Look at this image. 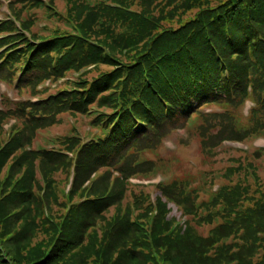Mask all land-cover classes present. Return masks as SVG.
I'll return each mask as SVG.
<instances>
[{
    "label": "trees",
    "instance_id": "16d2710c",
    "mask_svg": "<svg viewBox=\"0 0 264 264\" xmlns=\"http://www.w3.org/2000/svg\"><path fill=\"white\" fill-rule=\"evenodd\" d=\"M99 1L92 11V6L83 9L76 1L68 2V30L79 33L84 24L85 36L96 42L70 34L79 41L70 45L50 36L32 43L25 36L15 37L17 28L8 25L11 21L0 20V48L12 47L5 54L0 51V68L10 72L14 54L20 61L21 57L29 59L21 70L18 63L14 66L20 73L16 86L37 85L47 75L59 80L69 70V58L87 65L105 62L115 66L90 81L78 82L79 86L59 90V96L21 103L22 116L41 129L65 112L93 116L89 125L97 131L94 138L80 143L82 137H69L62 141L63 149H43L37 154L40 163L57 169L67 167L64 152L75 148L73 188L101 168L130 177L122 162L134 144L157 145L170 128L189 124L192 116H208L202 111L204 106H233L254 95L252 100L264 108V0H108L112 8ZM85 42L96 44L85 46ZM102 43L116 47L120 54H131V60L126 65L116 63L107 48L98 50ZM57 48L59 56L54 53ZM42 58L47 62L44 71L28 73L29 66ZM218 127L215 136L225 132L221 140L228 142H240L251 133L230 124ZM19 146V140L6 144L0 151V163ZM15 160L13 171L26 168L15 181L17 185L0 200V264H225V258L233 264H264V192H250L241 184L222 186L209 202L198 204L188 184L172 181L158 185L165 201L157 199L151 205L156 213L149 218L147 229L129 221L126 213L123 218L110 219L104 230L102 214L119 197L114 190L104 193L107 187L101 183L106 175L95 182L96 189L90 191L94 196L70 201L56 219L48 215L53 203L51 187L45 188L41 199L31 193L36 159L24 151ZM5 202L17 206L9 212ZM167 202L193 215L183 232L164 218ZM29 210L31 219L23 220L24 214L30 216ZM18 214L24 224L14 231L13 236L21 237L9 253L5 243L13 237V226L8 221L14 225ZM36 214L41 223L34 222ZM203 221L216 222L205 237L195 228ZM37 231L45 240L26 244L27 236Z\"/></svg>",
    "mask_w": 264,
    "mask_h": 264
},
{
    "label": "rangeland",
    "instance_id": "374dc122",
    "mask_svg": "<svg viewBox=\"0 0 264 264\" xmlns=\"http://www.w3.org/2000/svg\"><path fill=\"white\" fill-rule=\"evenodd\" d=\"M69 1L0 0V20L11 21L12 23L10 22L8 25H13L17 28L15 37L18 35L19 37L25 36L23 37L24 40L32 43L44 41L51 36L58 37L56 39L60 41L64 39L66 44L72 43L70 45H73L79 41V38L70 34L86 38L85 40L90 42H96L94 38L85 36L83 33L84 24L81 25L79 33L68 30L71 29L67 20V18L69 19ZM74 1H76L77 7L83 9L85 5L92 6L91 11L97 5L96 3L98 5L101 4L99 0H71L72 3ZM102 1L108 4L110 8L113 7L108 0ZM116 5L120 4L116 3ZM192 14L193 12L187 16ZM9 29H12V27ZM89 44L96 43H84L85 46ZM102 46L98 50L104 51L103 48H107L108 50L106 49V51L115 62L117 61L116 63L126 65L131 60V54H120L116 47H108L104 43H102ZM10 48H12L10 45H6L0 48V51L5 54L3 52ZM58 48L54 51V53H57L56 56L60 55V49ZM77 51H79L78 48ZM61 52H64V50H61ZM1 59L3 60V58ZM28 60L21 57L20 61V58L18 59L14 54L10 62V72L0 68V151L6 144H11L17 140L20 141L19 148L14 151L12 156L0 163V200L17 185L15 181L22 176V172L26 168V166H23L21 172H15L13 171L14 168L11 167L16 162L15 158L24 151L30 153L31 158L36 159L33 161L35 168L33 169V177L29 185L31 193L34 198L41 199L46 194H44L45 188L48 185L51 187L53 203L50 205L48 215H53L56 219L65 213V207L68 206L70 201L90 199L94 196L95 194L90 191L93 187L96 189L95 182L106 175V181L101 183L107 187L104 193L114 190L119 197L102 214L103 226L101 229L104 230L109 228L107 223L110 219L123 218L126 213L129 221H137L143 228L147 229L149 218L156 213L154 204L157 199L162 202L165 201L158 185L163 184L166 186L172 181H181L188 184L189 189L195 191L197 195L196 203L198 204L209 202L214 193L222 186L241 184L248 186L250 192L254 190H258L260 193L264 192V126H261L264 125V108L259 106L260 102L252 100L254 95H252V99L250 97L245 100L242 98L241 104L233 106H204L202 111L208 116L203 118L192 116L191 120L189 119V124H185L175 130L170 128L168 130L169 133L167 132V134L163 135L157 145H152L150 148L145 144H134L132 149L128 151L126 159L122 162V167H127L130 177H122L114 169L109 171L101 168L92 174L88 181L81 183L78 187L76 186L77 188H73L75 146H73L72 152H64L68 155L66 158L68 161L65 165L67 167L54 169L49 165L46 166L43 162L40 163L37 154L43 149H63L62 141L69 137H82L83 139L81 138L80 143L94 138L97 131H94L89 125L93 116L75 115L65 112L54 116L53 124L41 129L33 126L29 122V118L22 116L24 114L20 111L22 109L21 103H37L39 100L50 96H59V90H69L70 87L79 86L78 82L90 81L97 77L98 74L111 71V67L115 66L110 65V67L105 62L87 65L83 62L84 60L78 62L77 58H69V70L59 80H52L53 78L47 75L37 85H34L33 82L32 85H26V87L16 86L20 73L14 66L18 63L17 65L21 70L22 65L25 67ZM46 63L43 58L36 61L34 65L29 66L31 71L28 73H33L36 69L44 71ZM14 71L16 72L15 77L12 74ZM29 77L30 74H28L26 79ZM217 113L220 114L216 116ZM219 122L233 125L242 130H249L251 133L240 140V142L223 141L221 138L226 135L225 132L220 136H215V132L219 129L218 126L222 125H217ZM198 126L200 127L197 128ZM27 139L28 143H25ZM12 171L13 175L11 176ZM5 204L6 211L9 212L13 211L17 206L14 204L9 206L7 202ZM152 204L154 206H151ZM20 208L19 204L18 209ZM6 211L2 214H5ZM207 212L206 210L203 213L206 214ZM164 214V218L168 222L176 223L182 229L181 232L185 228V222L188 223L193 220L192 214L183 213L179 207L170 202L165 205ZM211 214L215 216V210L211 211ZM9 215L13 214L10 213ZM29 215L28 217L27 214H24L22 219L30 220L31 210H29ZM217 216L220 222L222 218L221 210L218 211ZM18 217L14 225L11 219L8 221L12 224L10 227L12 228L13 226L12 236L15 235L14 231L21 229L24 224L21 219L22 215L18 214ZM33 220L38 224L41 223L42 218L39 214H36ZM1 223L3 224V222ZM215 224L216 222L207 224V222L203 221L200 225H195V228L199 236L205 237ZM98 225H101V223L98 222ZM97 231L99 233L100 229ZM137 234L140 235V232H137ZM20 237L21 234H18V236H13L6 243L4 242L5 248L9 253H12L13 249L16 248ZM45 238L42 232L37 231L32 233V235L30 233L25 242L29 246H33V244L40 242L42 239L45 240ZM231 239L239 240L238 242H240V239L236 237ZM225 260V264H233L232 260L228 258H225Z\"/></svg>",
    "mask_w": 264,
    "mask_h": 264
}]
</instances>
